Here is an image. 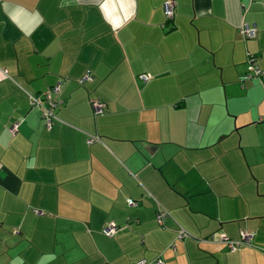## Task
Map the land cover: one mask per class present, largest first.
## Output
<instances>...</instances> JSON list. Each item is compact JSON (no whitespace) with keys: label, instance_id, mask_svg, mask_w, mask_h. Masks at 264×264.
<instances>
[{"label":"crops","instance_id":"obj_1","mask_svg":"<svg viewBox=\"0 0 264 264\" xmlns=\"http://www.w3.org/2000/svg\"><path fill=\"white\" fill-rule=\"evenodd\" d=\"M164 1L0 0V264H264V0Z\"/></svg>","mask_w":264,"mask_h":264},{"label":"built area","instance_id":"obj_2","mask_svg":"<svg viewBox=\"0 0 264 264\" xmlns=\"http://www.w3.org/2000/svg\"><path fill=\"white\" fill-rule=\"evenodd\" d=\"M263 6H264V2H263ZM163 12H164V16L166 19H172L173 14H174V3L171 0H166L163 3ZM241 32L243 34V36H254L256 33V29L253 26H248V25H244L241 28ZM259 69L255 66V64L253 63V59L249 58L248 60V64H247V71L245 76L250 78V77H254L259 75ZM149 74H141L140 78L143 81H146L149 79ZM90 79V75L89 73H86L81 79L78 80L79 83H83L85 80ZM59 91V84H55L53 86L47 87L44 91L38 93V94H31L28 96V103L30 106L33 107H37L39 108L40 112H41V117L44 119V124L46 128H50L51 124H52V119L55 117L54 114V109L56 108V106L59 104V100L57 98V94ZM91 105L93 107V112L94 114H101L104 111V103L102 101H100L99 99H91ZM16 128V124H14L13 126H11L9 128L10 131H15ZM99 140V137L97 135H89L87 137V143H92L94 141ZM127 203L129 205H134L135 201L132 199H128ZM163 211L159 210L158 213L156 214V218L157 220H161L163 217ZM118 229V226L116 224H114L113 222H109L107 223L104 227L102 232L107 235V236H111L113 235L116 230ZM187 235V232L182 229L179 228L177 231V238H183ZM242 237L243 240H245L244 243H249L250 242V238H251V234L246 233V232H242ZM217 240L223 244H225V246L227 247L228 250H236L239 245L241 244V241H237L235 239H232L230 237H228L225 234H219ZM155 264H163L161 259H156L154 261ZM137 264H147L145 260H141L139 261Z\"/></svg>","mask_w":264,"mask_h":264},{"label":"trees","instance_id":"obj_3","mask_svg":"<svg viewBox=\"0 0 264 264\" xmlns=\"http://www.w3.org/2000/svg\"><path fill=\"white\" fill-rule=\"evenodd\" d=\"M168 20H170V19H166V21H168ZM44 91V90H43ZM42 92V91H41ZM40 93V92H39Z\"/></svg>","mask_w":264,"mask_h":264}]
</instances>
